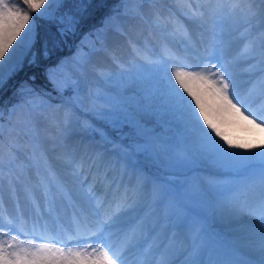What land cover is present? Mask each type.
Returning <instances> with one entry per match:
<instances>
[{
    "label": "snow or ice",
    "instance_id": "1",
    "mask_svg": "<svg viewBox=\"0 0 264 264\" xmlns=\"http://www.w3.org/2000/svg\"><path fill=\"white\" fill-rule=\"evenodd\" d=\"M63 3L64 0H21L19 4H12L10 0H0V87L6 76L11 77L22 68V56H27L28 63L34 65L39 57H48L49 42L53 47L59 42L53 38L50 41H38L33 13L36 19L59 18L61 27L57 33L61 39L75 32L79 23L76 17L57 15ZM185 16L208 37L202 41L203 59L208 63L203 64L199 71L175 73L183 92L169 78L162 90L146 95L137 112V115L142 114L139 119L116 105H113L114 111L94 112L96 118L104 120L108 127L120 134L121 146L116 154L126 165L125 177L129 170L132 172L127 191L113 200L102 198V188L89 189L78 206H74L70 219L62 223L57 216L52 224L54 234H48L49 225L41 223L40 218L42 215L52 217L58 211L56 195H66L65 187L52 177H45L41 181V188L46 205L37 203L32 190L26 188L25 197L37 211L31 221V232L46 233L40 237L45 241L42 243L27 238L28 222L18 200L15 214H8L0 199V264H128V258L133 254L143 257L144 264H156V257H159L158 264H173L172 254L175 250L169 246L168 240L182 225L176 220L174 210L172 215L165 217L169 229L161 235L164 221L157 217L156 210L162 212V206L166 203V197L157 198L163 183H157L143 174L137 163L140 156L151 157L159 167L165 169L186 166L195 160H211L230 171L233 174L230 181L223 184L209 182L202 190L205 202L223 210H239L249 216H258L260 223L240 228L231 259L223 262L209 260L207 264H264V150L254 151L228 139L210 119L201 95L186 82L203 86L220 102L216 114L230 112L264 131V0H201L200 6L189 8ZM225 18L234 24L243 25L245 43L240 55L249 61V71L258 77V87L250 88L245 98L239 93L231 62L228 59L222 61L224 49L218 29ZM257 21H260V27L253 31ZM176 32L188 42L186 47H190L188 29L180 25ZM38 43L39 49L33 51ZM178 59L183 63L184 58L165 49L160 59L152 62L163 65L166 61ZM83 63L82 60L61 61L47 71V78L57 91L70 90L69 103L65 106L70 113L78 110L77 101L72 100L71 96L75 92L74 84ZM58 73L61 81L56 80ZM24 94L35 95L32 91ZM255 94L261 98L259 107H253L251 98ZM18 115L22 116L19 121ZM144 115L156 118L155 128L145 126ZM8 117L10 137L13 133L30 130L33 124L31 112H23L22 107L17 105L12 106ZM66 118L70 119V116ZM4 123V111L0 110V168L4 164ZM124 128H129L131 135L123 132ZM99 135L105 144L113 143L104 132ZM124 140L128 143L125 144ZM260 147L264 149V145ZM240 149L252 151V155L245 156ZM16 150V143L10 141V166L16 159ZM100 159L103 161L106 156ZM108 178L101 183H106ZM16 179L9 178V192L14 199L18 195ZM112 187H116L115 182ZM149 192L155 195H147ZM57 237L68 241H84L85 246L70 247L65 251L53 245ZM200 248L199 243L191 246L185 264H205L200 256ZM254 253H258V258H248Z\"/></svg>",
    "mask_w": 264,
    "mask_h": 264
},
{
    "label": "rangeland",
    "instance_id": "2",
    "mask_svg": "<svg viewBox=\"0 0 264 264\" xmlns=\"http://www.w3.org/2000/svg\"><path fill=\"white\" fill-rule=\"evenodd\" d=\"M76 1H79V4H83V1L86 0ZM102 1L103 0H100L99 4H101ZM10 2L12 4H19L21 0H10ZM68 2L71 1L64 0L63 7L57 14L58 17L64 14L72 15L79 20V23L76 26L74 33H69L62 39L57 33V29L61 27L59 18L56 20L36 19L35 13H33V17L38 41L41 23L43 20L50 21L53 23V25H51L52 27L48 26L47 28L48 30L52 28L55 29V39H59V42L56 45H60L61 48L68 47V50H71L70 53L66 52L67 54L61 57L59 62L71 60H82L84 62L83 67L79 70V74L74 84L75 92L71 96L72 100L77 101L78 110L70 113L65 108V106L69 103L70 90L57 91L56 86L51 83L50 85L46 84L47 90L46 92H42L41 90L28 85V82L25 80L27 74H24L22 79L18 80L16 85L13 84L11 87V89L15 88V91L20 92L17 95V99L6 109H3V107L0 105V110L4 111L5 119L3 131H7L9 129L8 112L13 105L20 106L24 109L40 107L47 108L49 106L59 109L60 126L65 128L66 126L70 125L73 120H76L81 126V132L86 135L89 141L92 143L90 148L91 155L89 157L91 158L94 156L93 163L97 161L99 164L101 161L100 157L104 156L103 152L107 153V161L105 160L106 163L104 165L101 164L98 167L99 175L97 178H92L94 169L89 173L88 171H83V169L80 168L78 177H81L80 183L82 187H84V192H88L89 189L102 188V198L114 200L116 198L115 195L117 196V194L120 193V197L122 194L124 195L125 191H127L129 183L131 182L129 179L131 178L132 172L129 170L130 174L126 183V187H123V189L118 187V182H120V179L126 170L124 161L119 155L116 154L119 151V147L121 146V137L118 132L108 127L104 120L96 118L94 116V112L114 111L115 109L113 108V105H116L124 109L125 112H127L130 116H134L135 118L139 119L140 115L142 114L137 115V112L140 106L144 103L146 95L149 92L155 93L159 90H162L164 87H166L169 78L175 83V86L179 88L181 92H183V89L180 88V85L173 78L170 72L173 70L172 67L180 65L181 61L179 59L176 61H166L163 65L153 63L152 61L159 60L165 49L171 50L178 57L184 56V59L188 61V58L191 56L185 53V49L179 47L178 43L184 44V38L176 32V29L180 25H183L184 28L188 29L187 26L189 19H187L185 13L189 12V8L196 9L198 6H200L201 0H119V4L115 5V7H109V3L107 4V13L103 15V17L99 20V23L91 29L84 28L86 26V19L83 17L81 18L80 16L77 17L72 13V11L70 12L68 9H65V5ZM145 6H148V8H155V10H153V20L142 12L141 7ZM125 10L130 11L134 16H136L137 23L135 24V29L137 32L130 34V31L116 26L115 34L117 35V46H115L114 50L112 51V48L108 47L105 43L103 33L108 26L113 25L115 20L122 17ZM259 27V24L256 23L253 27V31ZM243 32V25L238 24V29L235 33V39H237L240 44L237 55L238 59L240 60H245L240 55V51L245 43ZM103 45L106 48H104L105 50L103 49ZM33 51H35V49H33ZM101 52L105 54L106 62L98 65L97 68H95V70L92 72L94 76L100 80L101 84L92 86L88 91L85 92V94H82L78 88L83 86L84 79L88 75L85 67L95 54ZM22 60L23 66L20 70L26 66L35 65L28 63L27 56H22ZM183 65L186 66L187 64ZM26 72L29 73V69H27ZM242 72L244 75L250 73L249 69L246 67L242 68ZM9 78L10 77L6 76L3 86L0 87V91L4 89ZM61 79V75L58 73L56 80L61 81ZM254 86L258 87V83L253 84L251 88ZM28 91L34 92L35 95H25L24 93ZM2 94L0 96H2ZM251 99L252 102H257L260 99V96L259 94H255ZM260 104L261 103H257L255 107H259ZM69 116L70 119L66 118ZM143 121L145 126L149 129L156 127V118L154 116L144 115ZM213 122L216 123L220 130L228 137V139L231 140L229 134L224 131V127L221 124H218L216 121ZM31 130H35V126L32 125ZM25 132H27L29 136H32L29 130L26 129ZM100 132H104L113 143L105 144L100 139ZM123 132L131 135V130L129 128H124ZM217 139H219V137H217ZM124 143L126 144L128 141L124 140ZM221 143H224V141L221 140ZM261 145H264V141L259 143V151L264 150L260 147ZM229 150L233 151L234 149ZM32 158H35V153H30L26 157V159ZM208 161L210 162V165L216 169V173L218 175L226 174L228 178L225 179L224 182L230 181L233 178V174L226 168L219 167L211 160ZM137 163L146 177L157 181V183H163L161 193L157 196V198L166 197L165 211L163 212L160 219L162 221H166L165 217L172 215L173 211L176 210V220L182 225L183 234L189 236L190 238L188 252L194 243H199L201 245L200 256L205 261V264H207L209 260H214V258L210 257V252L214 248V243H222L223 245L227 246V248L232 249L233 252V248L237 244L236 242H233V245H230L231 242L223 240V238H220L216 232L208 229L205 218H207V213H209L210 208L208 209L206 207L205 198H202V192H198L196 189L193 191V179L186 177L189 171L187 169L182 170V168H186L188 164L184 167L182 166L179 168L165 169L159 167L149 156L138 157ZM106 165L108 166L105 169ZM112 165L114 168L118 166V169L114 177L111 178L112 171L109 173V169ZM94 168L95 170L97 169L96 166H94ZM203 170L205 172L210 171L208 166H204ZM106 177H110L106 181L107 183L110 181V185L107 189L105 188L106 184L103 183L104 185H102L101 183L102 181H105ZM54 181L59 183V181L56 179H54ZM113 182L116 183L115 188L112 187ZM60 184L63 185L62 183ZM85 184L88 185V187H85ZM221 184H223V182H221ZM63 186L65 187L66 195L62 196L61 194L57 193L56 207L58 209V200H63L68 207V211L71 213L74 206H76V202L68 188L65 185ZM112 188L114 190H112ZM116 190H118V193L114 195ZM103 191H105V193H103ZM35 198L37 203L46 205L47 201H45L44 198ZM0 199L3 200L4 208L6 210V198L0 194ZM28 203L35 217L37 215V211L33 207L31 201L28 200ZM41 212H43V207L41 208ZM211 212H213V216L215 209L212 208ZM22 214L26 220V214L23 212ZM57 216L59 217L60 222H67V217L65 219L62 218L59 209L53 214L52 217L47 215L41 216L40 222H49L48 224H50L48 234H54L52 224ZM69 219L70 217H68V220ZM193 220L197 223L194 228L192 227V229H190L186 225L192 226ZM26 230L29 231V237L40 239L42 235H46V233L41 231H37L33 234L28 228L27 224ZM73 242L74 241L66 240V238L57 237L56 240L53 241V245L68 249L73 247ZM225 257L227 256H221L222 262L226 261ZM186 259H188V257ZM154 261L156 264H158L159 257L154 258ZM179 261L180 260L172 262L173 264H178ZM128 264H144V258L138 254H133L129 256Z\"/></svg>",
    "mask_w": 264,
    "mask_h": 264
},
{
    "label": "bare ground",
    "instance_id": "3",
    "mask_svg": "<svg viewBox=\"0 0 264 264\" xmlns=\"http://www.w3.org/2000/svg\"><path fill=\"white\" fill-rule=\"evenodd\" d=\"M256 7L259 8L260 5L257 4ZM141 9L142 12L145 13L149 18L152 20L154 19L153 10H155V8H148V6H145L141 7ZM136 23V16H134L130 11L125 10L122 17L115 20L113 25H110L105 29L103 38L107 46L112 48V51L114 50L115 46H117V35L115 34L116 26L126 29L131 32L130 34H133L137 32L135 29ZM256 23L260 26V21H257ZM187 27L189 36L191 37L190 47H186L188 42L185 40L184 44L178 43V45L179 47L185 49V53L191 57L188 58V61L183 59V63L180 62V65L172 67L173 70L170 72L175 80L176 72L188 73L194 70L199 71L203 64L208 63L207 60L203 59L204 52L202 51V41H206L208 39L207 35L191 20L188 21ZM237 29L238 24H234L231 20L225 18L221 22L218 31L220 32V42L224 49L222 52V61L223 59H228L231 62V71L233 73L234 79L236 80L239 93L242 98H245V95L251 86L258 83V77L252 72L247 75H244L242 72V68H248L249 61L238 59L237 55L240 44L239 41L235 39V33L237 32ZM13 47H15V45ZM104 48L105 47L103 45V49ZM181 58L185 57L181 56ZM104 62H106V57L102 52L95 54L91 58L90 62L85 67L88 75L84 79L83 86L78 88L80 93L85 94V92L88 91L92 86L101 84L100 80L94 76L92 72L95 70V68H97L98 65H101ZM183 64L190 66H185ZM186 82L189 84V87L193 89V91H196L197 94L201 95L202 101L206 105V110L209 111L210 118L224 127V131L229 134L234 144L245 145L254 151H259V143L264 141V131L249 125L246 121L231 114L230 112L223 111L219 114H216V109L219 107L220 102L210 93H208L203 86L191 81ZM185 94L187 95V93ZM189 99L191 98L189 97ZM252 103L253 107H255L257 103H261V98L257 102L255 101ZM22 111L31 112L33 117L32 125L35 126V130H29L32 136L25 134L24 130L18 133H13L11 137L9 129L7 131H3L2 143L4 146V164L3 167L0 168V194L3 195L7 200L6 211L9 214H15L16 202L17 199L19 200L20 208L27 216V226L31 230L30 225L32 218H34V214L30 209L28 199L25 197L26 188L32 190L34 197L42 199L44 196L42 193L41 181L45 177H52L68 188L69 192L74 197L76 202L75 205L78 206V202L85 197V192L83 189L84 187H82L80 183L81 177H78L80 168H82L83 171H88L89 173L94 169L92 178H97L99 175L98 167L101 164L104 165L107 161V158L105 159L106 161H100L99 164L97 161L93 163L94 156L91 158L89 157L91 155L90 148L92 143L89 141L87 136L81 132V126L76 120H73L71 124L65 128L60 126L59 109L55 107H40L33 109L22 108ZM20 119H22V116L18 115L17 121ZM10 141L15 142L17 148L16 159L12 162L11 166L9 165L8 161V147ZM240 151L245 156L252 155V151H245L243 149H240ZM30 153H35V158L26 159ZM103 153L104 156L107 155V153ZM94 166H96V170ZM107 166L108 165L105 166V169ZM204 166H208L210 171L205 172L203 170ZM113 168L114 167L112 165L109 169V173L112 171L111 178L114 177L118 166L114 169ZM184 169L189 171L186 177L193 179V191L196 189L198 192H202V190L208 186L209 182L221 184V182L225 183V179L228 178L226 174L218 175L216 173V169L210 165L208 160L192 161L186 166V168H182V170ZM124 174L122 175L120 182H118V187H121V182H123V187H126L130 172L128 171L127 177H125ZM10 176L17 178L16 184L18 195L15 199L10 195L9 192ZM129 180L132 181V175ZM105 184V188L107 189L110 185V181H108V183L106 182ZM85 187H88V185L85 184ZM112 190L114 189L112 188ZM103 193H105V191H103ZM116 193H118V190L114 192V195ZM119 195L120 193L117 194V196L115 195V199L119 198ZM147 195L155 194L149 192ZM202 198H204L203 195ZM57 206L61 217L64 219L67 217L66 221H68V217H70L71 213L68 211V207L65 202L63 200H58ZM165 206L166 203L162 206V212L160 209L156 210V214L159 219L165 211ZM206 207L208 209L210 208L209 213H207V218H205L208 229L216 232L220 238H223V240L231 242L230 245H233V242L238 243L237 237L240 235V228L242 226H254L260 223L258 216H249L246 212L239 210H223L212 206L209 203H206ZM212 208L215 209L213 216V212H211ZM48 223L49 222H47V224ZM192 223V226H186L192 229V227H195L197 222L193 220ZM48 225L50 226V224ZM168 229L169 225L167 221H164L161 227V235L167 232ZM182 229L183 227L179 231H175L173 238L168 240L169 246L175 250L172 254V261L180 260L178 264L185 263V259L187 258L186 254L188 253V246L190 243L189 236L183 234ZM29 238L33 239L35 243L43 242L38 238ZM72 246L84 247L85 242L74 241ZM55 247L60 248L56 245ZM66 250L67 249H65V251ZM230 251L232 252V249L227 248V246L223 245L222 243H214V248L210 252V257L214 258V262H222L221 256H227L225 257L227 261L232 258L233 252L231 253ZM248 258L256 259L258 258V253L251 254Z\"/></svg>",
    "mask_w": 264,
    "mask_h": 264
},
{
    "label": "trees",
    "instance_id": "4",
    "mask_svg": "<svg viewBox=\"0 0 264 264\" xmlns=\"http://www.w3.org/2000/svg\"><path fill=\"white\" fill-rule=\"evenodd\" d=\"M70 1L71 2H68L65 5V9H68L70 12L72 11V13L77 17L80 16L81 18L83 17L86 19V26L84 27L86 29H91L99 23V20L107 13L106 9L108 3V5H110L109 7H115V5L119 4V0H103L101 4H99L100 0H86L83 1V4H79V1L76 0ZM51 25H53L52 22L43 20L40 27L39 42L50 41V38L55 39V29L52 28L48 30L47 28L48 26L52 27ZM39 47L40 43H38L36 48H34L35 51H37ZM49 48V56L46 59L39 57L37 63L34 66H26L9 78L4 89L0 91V95L3 93L2 96H0V105L3 107V109L9 107L10 104L12 105V103L17 99V95L20 92L15 91V88L11 89V87L13 84L16 85L17 81L21 80L24 74H27L25 80L28 82V85L33 86L42 92H46V84H51L47 78V71L59 63V59L66 55V52H71V50H68V47L61 48L60 45L53 47L51 42H49ZM27 69H29V73L26 72Z\"/></svg>",
    "mask_w": 264,
    "mask_h": 264
}]
</instances>
